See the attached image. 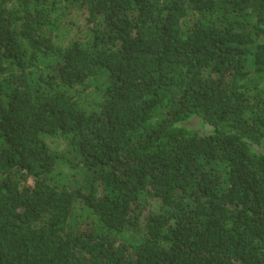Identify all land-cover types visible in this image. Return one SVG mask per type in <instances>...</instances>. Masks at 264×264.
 I'll return each mask as SVG.
<instances>
[{
    "label": "trees",
    "instance_id": "trees-1",
    "mask_svg": "<svg viewBox=\"0 0 264 264\" xmlns=\"http://www.w3.org/2000/svg\"><path fill=\"white\" fill-rule=\"evenodd\" d=\"M0 264H264V0H0Z\"/></svg>",
    "mask_w": 264,
    "mask_h": 264
},
{
    "label": "rangeland",
    "instance_id": "rangeland-1",
    "mask_svg": "<svg viewBox=\"0 0 264 264\" xmlns=\"http://www.w3.org/2000/svg\"><path fill=\"white\" fill-rule=\"evenodd\" d=\"M184 125L189 127H196L200 129H203L202 126L204 127V129H207L209 127L208 125L205 124L202 125V121L198 116L191 117L188 121L184 123Z\"/></svg>",
    "mask_w": 264,
    "mask_h": 264
}]
</instances>
